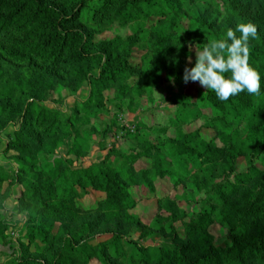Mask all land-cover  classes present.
<instances>
[{"label":"rangeland","instance_id":"obj_1","mask_svg":"<svg viewBox=\"0 0 264 264\" xmlns=\"http://www.w3.org/2000/svg\"><path fill=\"white\" fill-rule=\"evenodd\" d=\"M230 2L187 1L184 11L168 12L165 17H114L99 26L84 12L83 22L98 29L96 41H111L128 54V67L105 83L101 99L95 95L90 107L85 104L89 84L71 76L73 65L29 66L0 54V264L20 256L52 264L61 251L59 240L72 234L82 242L105 244L114 264H131L135 244L173 252L178 244L195 241L186 227L194 218L208 221L202 233L212 243L230 242L229 229L238 221L225 214L226 204L233 201L241 206L244 198L225 201L220 194L228 180L236 182L251 164L264 171V150L239 152L240 139L250 138L236 105L226 107L198 82H183L185 67L195 64V45L202 50L212 41L225 39L231 29L224 23ZM208 5L210 11L223 12L221 20L209 43L205 34L190 40L188 31L199 35L201 29L199 21L190 17L207 15ZM244 9L264 10L259 1ZM91 73L96 76L97 70ZM28 101L45 109L50 123L43 126L36 120L21 129L20 115L26 111L21 107ZM55 118L58 126H53ZM13 141H22L26 152L7 151ZM115 174L131 195L128 200L120 197L119 209L109 203L106 192L90 184ZM79 177H84L83 183ZM133 178L136 182L129 184ZM257 179L245 185L253 189ZM65 183L76 189L77 196L65 200L76 216L49 218L52 231L45 234L51 245L39 238L31 242L30 217L39 218L47 193L52 190L53 198L59 197ZM130 200L134 202L128 207ZM126 213L132 214L131 220ZM261 229L258 226L256 231ZM175 231L179 236L174 240ZM76 264L102 262L92 257L77 259Z\"/></svg>","mask_w":264,"mask_h":264},{"label":"trees","instance_id":"obj_2","mask_svg":"<svg viewBox=\"0 0 264 264\" xmlns=\"http://www.w3.org/2000/svg\"><path fill=\"white\" fill-rule=\"evenodd\" d=\"M187 1L195 2V0H0V54L15 63L29 66H34L38 62L50 63L54 66L62 62L73 65L71 76L89 84L90 96L85 104L86 107H90L95 95L98 96V101L101 99L105 83L128 67L126 64L128 54L119 51L120 46L114 45L111 41H96L98 29L83 22V13L88 11L92 20L98 22L97 26H99L101 22L114 17L120 19L165 17L168 12L184 11ZM257 1L264 8V0H231L226 10L227 19L224 22L232 26L233 30L238 23L252 22L257 26L258 33L257 38L249 42L248 62L260 74V94L251 95L242 92L222 102L226 107L236 105L237 114L246 122L245 129L250 139L247 142L243 137L240 139L238 151L241 153L264 150V124H262L264 122V31L259 32L260 27L264 26V10L249 13L244 9V6ZM206 10L207 15L202 13L194 18L190 17L192 21H199L201 28L199 35L197 32L188 31L190 40L205 34V41L209 43L223 12L210 11L209 5ZM236 34L239 36V33ZM158 48L155 47L157 54ZM94 69L97 70L96 76L91 73ZM21 108L26 110L20 115L21 129L30 128L36 120H41L43 126L51 121L45 109L34 101L26 102ZM54 125H59V120L56 118ZM66 125L68 128L71 124L68 122ZM182 147L187 148L185 145ZM10 149L26 152L22 141L9 142L7 151ZM190 153L193 154L194 149H191ZM85 172L89 174L90 169H86ZM142 173L147 174L148 171L144 170ZM251 178H258L253 189L245 185V182ZM83 180L84 177L78 178L79 183H83ZM135 182L133 178L129 184ZM90 184L106 192L107 200L111 204H116L117 209L120 208V197L128 200L131 196L128 185L118 174L93 179ZM58 194L59 197L54 199L52 190L49 191L47 198L42 201L43 214L39 218L30 217L31 242L39 238L51 245V240L45 234L52 231V224H47L49 218L52 216L71 219L76 216L65 201L77 196L75 187L65 183V187ZM220 196L225 197V201L233 197L244 198L241 206L232 203L233 201L226 204L225 214L235 216L238 221L229 229L228 244L217 246L212 243L202 233L208 227V221L203 222L199 218H194L186 227L195 241H191L190 244H178L179 247L173 252L135 244L129 257L131 264H264V171L251 164L249 171L239 174L236 182L228 180L224 184ZM133 202L126 201L128 207L132 206ZM125 217L131 220L132 214L126 213ZM196 225L197 228H194ZM258 226H262V229L256 231ZM173 236L175 240L178 239L179 234L175 231ZM115 238L119 241L117 236ZM59 241L62 245L61 251L57 261L52 264H67V262L76 264L77 259L88 261L92 257L100 259L102 264L116 262L105 244L82 242L74 234L67 235ZM6 264H39V262L37 258L20 256Z\"/></svg>","mask_w":264,"mask_h":264},{"label":"clouds","instance_id":"obj_3","mask_svg":"<svg viewBox=\"0 0 264 264\" xmlns=\"http://www.w3.org/2000/svg\"><path fill=\"white\" fill-rule=\"evenodd\" d=\"M257 34L254 23L241 22L234 30L226 31L225 39L212 41L202 50L195 45V64L185 67L183 82H198L202 88L214 92L221 102L242 92L259 95L261 77L248 62L249 42Z\"/></svg>","mask_w":264,"mask_h":264}]
</instances>
